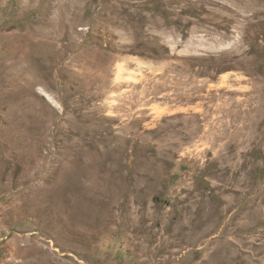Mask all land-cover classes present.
<instances>
[{
  "label": "rangeland",
  "instance_id": "1",
  "mask_svg": "<svg viewBox=\"0 0 264 264\" xmlns=\"http://www.w3.org/2000/svg\"><path fill=\"white\" fill-rule=\"evenodd\" d=\"M0 264H264V0H0Z\"/></svg>",
  "mask_w": 264,
  "mask_h": 264
},
{
  "label": "bare ground",
  "instance_id": "2",
  "mask_svg": "<svg viewBox=\"0 0 264 264\" xmlns=\"http://www.w3.org/2000/svg\"><path fill=\"white\" fill-rule=\"evenodd\" d=\"M43 95L46 96L49 100L53 101L52 98L47 93L43 92Z\"/></svg>",
  "mask_w": 264,
  "mask_h": 264
}]
</instances>
